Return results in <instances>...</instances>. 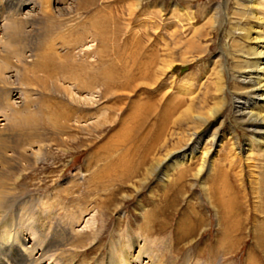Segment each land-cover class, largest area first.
I'll use <instances>...</instances> for the list:
<instances>
[{"label": "rangeland", "instance_id": "obj_1", "mask_svg": "<svg viewBox=\"0 0 264 264\" xmlns=\"http://www.w3.org/2000/svg\"><path fill=\"white\" fill-rule=\"evenodd\" d=\"M2 1L9 16L15 12L33 15L36 24L31 39L39 44L37 52L44 53L48 44H58L54 53L37 57L38 77L43 80H38L39 85L34 82L37 89L31 98L37 99L28 104L29 109L24 87L17 81L9 97L17 107L15 113L27 110L25 125L40 129L49 145L40 155L43 160L23 172L18 197L28 200L37 194L58 193L65 206L62 209L63 204H57L53 209L63 224L73 217L65 210L90 208L72 223L76 231L92 220L96 202H108L101 212L104 227L95 245L74 251L70 245L66 247V253L74 254V264L102 262L110 233H120L125 242L128 235L135 236L129 249L135 255L143 244L142 224L151 221L153 225L157 217L165 218L167 225L162 232L148 234L147 245L155 239L154 247L176 261L174 264H185V256L187 264H245L248 251L264 264V146L257 144L260 136L251 133L235 114L236 98L247 86L237 80L241 68L251 67L252 50L264 51V41L252 40L258 33L264 40V21L257 18L264 13L253 6L249 9L243 0H48L53 11L47 16L50 21L39 11L43 0ZM20 4L24 8L17 11ZM49 21L54 25H48ZM46 26L49 30L53 26V32ZM64 40L73 41L75 49L62 46ZM162 59L170 69L159 72L157 82L150 80ZM50 79L62 88L75 84L74 91L86 101L74 102L46 91L45 82L49 85ZM182 83H187L188 90H180ZM5 97L0 96V128L11 120ZM187 106L190 111L186 113ZM210 108L217 111L215 116L202 123ZM71 114L85 121L91 131L75 129L78 124L65 120ZM193 115L204 117L194 119ZM191 132L196 135L189 140ZM214 133L216 140L211 143ZM249 142L252 154L245 158L238 147L243 149ZM187 144L188 151L195 150L190 160H181L180 168H171L170 158L153 171L158 159L180 152ZM203 149L210 151L208 160L214 159V166L196 176ZM165 167L168 178L162 180ZM129 168H136L130 176ZM181 170L184 177L177 179ZM84 179L83 185H75ZM35 206L30 204L33 211ZM29 218L21 225L26 245L36 226ZM179 223L191 227L181 237L176 258H171L165 245L174 244ZM237 225L240 228L235 231ZM227 227L233 229L227 242L240 244L223 255L215 242L224 238L222 230ZM209 251L214 259L207 258ZM146 258L142 254L136 263Z\"/></svg>", "mask_w": 264, "mask_h": 264}, {"label": "bare ground", "instance_id": "obj_2", "mask_svg": "<svg viewBox=\"0 0 264 264\" xmlns=\"http://www.w3.org/2000/svg\"><path fill=\"white\" fill-rule=\"evenodd\" d=\"M0 1H1L0 2V96L6 95L5 98H7L8 105H6L5 110L11 113L10 114L11 120H9L10 124L5 128H0V264H42V262H44L45 264H48V263L50 264L51 262L53 264H74V260H73L74 254L66 253L67 252L66 247L70 245V247H72L71 249L74 251L76 248H84V247H87L88 245L91 246L94 244L95 241L98 240V238L100 237V233L104 227V220L101 215V212L103 211L102 209L104 207L106 209L108 208V202H105L103 199H101L98 203L96 202V204L92 206L96 208V210H94L93 214L90 217L92 220L86 221L87 223L79 231H76L73 228L74 224L72 223L73 222L77 223L80 217L82 216V213L85 212L88 209V207H79L75 209L74 211L71 209L70 210L64 209L65 211H69L70 215H72L74 219L71 216L73 220L70 219L69 224H63V223H59V220H60L59 212H54V209H53V206L57 204H61V205L63 204L61 207L62 209L65 206L64 199L62 198V196L58 195V193H50V195L49 194L48 195H43V194L38 195L37 194V196H34L35 198H31L32 196L26 198L28 200H24L18 197V192H17L18 186L17 185L23 177L22 175L23 172H25L31 166H36L39 161L43 160L40 158L41 157L40 155L43 149L45 147H48L49 145H46L42 139V136H40L39 134L40 129L37 130V129L31 128V126L27 127L25 125L26 117H24V115L26 114L27 110L25 113L23 111H22L23 113L21 114L20 112H17L18 114L15 113V110H17V107L14 106L15 104L12 102V100L9 99V97L10 95L13 94V91L15 90V88H17L15 87L16 86L15 82L17 81L18 84L24 87L23 93L26 94V98H27L25 106L29 109L28 106L30 105L28 104L32 103V101L34 102L37 99V97L34 98V100L31 98L32 93H34L33 92L34 88H36L34 87L35 86L34 82L38 84L39 83L38 80L40 82H42L43 80L38 77V72H41L40 70L41 68L39 67V63L37 65V62H38L37 57L39 56L40 58H43L49 53H52L53 50H55L56 48L55 45H58V44L56 43H52L50 45L48 44V47L46 48L44 53L41 50H40L41 52H37L36 45H39V44L36 43L35 41L33 42V40L31 39V28L34 26V24H36V21L32 18L33 15L31 13H28L24 16H20L19 12H17L18 14H16L15 12L13 15L9 16L8 13H5L6 8L4 6L2 7L3 1L2 0ZM243 1L245 5H247L248 8L253 6V7H256V10L258 13H261V14L264 13V0H243ZM48 2H49L48 0H43V2L39 4L41 5V7L39 8V11H41L42 15L44 16L43 18H45V16L47 17L51 15V12H53L48 7ZM42 4L44 7L42 6ZM16 6H17V9H16L17 11L19 10L21 11L22 8H24L22 4L16 5ZM252 11L253 10L249 12L251 15H253ZM53 15L54 14H52V16ZM60 16H62V14ZM48 18L49 17H47L46 19ZM257 18L261 20V22L262 20L264 21V16L263 17L260 16ZM50 19L51 18H49V20ZM50 21L49 23H47L48 25L51 23ZM72 22L74 21L72 20ZM51 24H53V22ZM61 27L63 26L61 25ZM51 28L50 30L49 28L47 30L51 32L52 31ZM64 32H68V31H64ZM45 33L46 32H44V34ZM68 33H65V34H68ZM46 35L49 36L48 34ZM257 35L259 37L255 36L252 38L253 42H257L259 40L264 41L263 37L259 33ZM63 36L64 35H62L61 37ZM70 39L72 38L69 37V40ZM69 40L62 41L61 45L67 48V50L75 49L76 46H74V44L72 43L73 41L70 43ZM258 45H261V44H258ZM44 59L43 60L41 59V60L44 61ZM251 59H252L251 67H249L248 69L247 67L241 68L242 72L240 73L239 76L237 75L238 76L237 80L247 86L244 88L242 96H239L238 98H236L235 114L239 122H241L244 125L245 124L248 125L249 127L248 129L251 133H253L254 135L260 136V139L258 140L257 144L259 146H264V111H262V108H261V107H264V51L258 50V49L252 50ZM170 67L171 66L168 65L162 59V62L160 63L159 67L157 65V67L154 68V72L151 75L152 78L150 80L152 81L158 80L159 72L165 73V70L168 71ZM88 86L89 85H87V87ZM77 87L80 88L79 85ZM74 88H76L75 84L74 85L72 84L71 86L67 85L66 87L64 86L62 88L56 83L55 80H52V79H50L49 85H47L45 82V86H44V89L46 91H49L53 94L55 93L56 95H61V96L63 95L67 99H70L71 101H74V102L76 101L79 103L81 101H86L85 97L84 98L81 97L77 91H74L75 90ZM120 88L124 89V87L123 88L120 87ZM180 88H181L180 90L182 91L188 90L187 83L180 84ZM185 110H186V113L189 112L190 111L189 106H187ZM216 112L217 111L214 110V108L212 109L210 108L207 110V113H206L207 117H204V116L200 117V115H193L191 117L194 119H200L204 117L205 120H202L203 118L201 119L202 120L201 122L204 123L205 121H208L210 118H213ZM20 116H22V119L20 118ZM34 116L35 115H33V117ZM67 116H68L67 119H65L66 121L71 120L72 122H74V124H78V127L75 129H80V131H84V132L91 131V129H89V125L85 124V121L81 120L79 116L73 117L72 114L67 115ZM66 127L67 129H72L70 128V125H67ZM195 135H196V132H193V133L191 132V136L189 140H191V138H194ZM214 140H216L215 133L211 136V143H213ZM244 146L245 147L243 149H240V147L238 148H239L240 154H242L246 158L252 154V150H251L252 144L251 142H249V143H246ZM219 147H220V144H219ZM189 149L190 150L188 151V144H187L181 147L180 149H178L180 150V152L174 151L168 154L166 153L164 159H158L156 161V164L153 167V171L157 169L160 170L163 165L165 166V162H167L170 158L173 161V164L170 165V167L180 168L184 164V162H182L181 160L183 159L190 160L191 158L190 156H192V153L194 152L195 147H192ZM200 153L202 155V159L200 163L198 164V167L195 173L196 176L201 175V173L204 172L205 170L211 171L214 166V159H211L210 161L208 160V158L210 157L209 150L207 151L203 149V152L201 151ZM131 168L127 169L129 170L128 172L129 176L130 174L134 173L135 172L134 169H136V168H133L131 170ZM167 168L165 167V169L163 168V170H161L162 180H165L168 178ZM184 173H185L184 170H181L180 172H178L177 179L179 177L181 179L182 176L184 177ZM129 176L128 178L130 179ZM84 182H85V179L81 182L76 183L75 185L78 187V186L83 185ZM79 192L80 191L77 190V194L75 196H77ZM32 203L37 204V206H35L36 211L35 210L33 211V209L30 208V204ZM165 205L166 203L163 204V206ZM224 205H226V201ZM115 208L116 210L118 209L117 206ZM147 214L149 213H146V215ZM148 216H150V214ZM151 216L152 217L154 216L153 213L151 214ZM28 217H31L34 219L32 220L36 222V226H35V232L30 233L32 235L31 242L29 243V245H26L24 243V239H25L23 235L24 229H22L21 225H22V222L24 221L23 220L24 218H26L28 221ZM164 220L165 218L162 220L161 218L157 217V220H155L154 224L152 223L153 225L150 224L151 223L150 219H149L150 223L144 221V223L142 224L139 230L141 238L143 239L142 241L143 244L141 245V243L139 242L140 244L137 248V252L135 255H131L129 252L131 245H133L136 242L135 236L128 235L126 239L127 241L125 242L123 241V239L120 238V235H119L120 233H118V235L115 233L117 236L110 233L106 249L101 258L102 262L95 260L93 264H174L176 261L170 260L165 255H163L160 252L161 250L158 249V246L154 247L155 239L153 240V242H151L150 245H147L148 244L147 242L149 240L147 235L153 232L155 233L160 232V231L162 232L166 224L165 222L166 220L165 221ZM187 226L191 227L190 225H187ZM187 226L185 227L183 226V224L179 223L177 226L175 237L173 239L174 244L168 243V246L165 245V248L167 249L168 254L170 256L171 255L173 256L171 258H176L175 256L180 251L181 247L179 246V244H180V240L183 239L181 237L185 233H187L186 232L187 230H189V227L187 228ZM239 228L240 226L237 225L234 228V230L235 231L239 230ZM222 231L224 232V238L221 239L220 241L215 242L216 243L215 247L217 251L223 252L224 254L223 253L222 254L225 255V254H228L230 250L234 248V245L238 246L240 243L236 244L235 242L233 243L227 242L229 241L227 240L228 236H230V233L233 231V229H230L229 227H227L226 229H223ZM74 235L81 237V239L73 240L72 237ZM236 240L238 242H241L240 238H237ZM84 241H87V244ZM211 252L213 253V251ZM212 253H210L209 251V253H207L208 254L207 258L214 259L215 257L211 255ZM142 254L146 255L147 257L146 261L142 263H136L137 259ZM195 256H198V255H195ZM187 258L188 257L186 256L184 258L185 264H187L186 263L188 261ZM258 260H259L258 258L256 257L254 258L252 253L248 251L245 264H260ZM193 263H196V262H193ZM206 264H212V262L207 261Z\"/></svg>", "mask_w": 264, "mask_h": 264}]
</instances>
